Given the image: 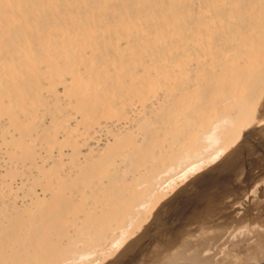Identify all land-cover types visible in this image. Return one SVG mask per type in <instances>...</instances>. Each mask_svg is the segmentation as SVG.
I'll use <instances>...</instances> for the list:
<instances>
[{"label":"bare ground","instance_id":"obj_1","mask_svg":"<svg viewBox=\"0 0 264 264\" xmlns=\"http://www.w3.org/2000/svg\"><path fill=\"white\" fill-rule=\"evenodd\" d=\"M46 81L53 97L62 87L76 128L45 104ZM263 101L264 0H0V107L13 160L37 169L41 191L0 200V264L115 258L189 174L264 124ZM28 106L44 116L29 123ZM112 119L131 129L83 152L77 136ZM250 231L240 249L201 258L186 232L146 263L264 264V229Z\"/></svg>","mask_w":264,"mask_h":264},{"label":"rangeland","instance_id":"obj_2","mask_svg":"<svg viewBox=\"0 0 264 264\" xmlns=\"http://www.w3.org/2000/svg\"><path fill=\"white\" fill-rule=\"evenodd\" d=\"M44 86L45 88L42 90L41 95L45 100V104L62 111V113L57 112V118L60 120L67 119L69 125L72 128H76L78 121L75 119L76 113H74L70 106V101L63 96L62 87L59 85L56 87L59 94L62 95V97L60 96L59 98H56L46 89V87L48 88L50 86L48 81L44 83ZM7 105L8 103L0 107V200H4L7 203L17 202L19 205H22L29 201V192L31 190H34L35 192L37 191L38 193L41 191L39 188H36L37 186H33L32 183L33 178H37V169L32 168L29 163L23 165L13 160L12 154L17 153V151L12 153L13 149L8 144L9 133L12 132V128L6 111ZM27 108L32 111L29 123L39 121V119L45 114L40 108H34V106H28ZM129 115H132V118H135L136 116L133 112L129 113ZM64 116L66 118H63ZM102 126L103 128L89 131L91 138L87 133H85V136H77L79 145L82 146L83 150L85 149L83 152L95 148V150H102L111 138V136L110 138L107 136V131L116 134H124L131 129L129 124L118 122L115 119L103 120ZM81 129L82 128L79 130ZM61 137L62 135H60V138ZM61 139H63V137ZM92 143L95 144L93 145ZM36 145L37 153L45 156V144L36 142ZM70 153L71 151L67 148L65 154ZM65 159L63 161L64 164H68L69 160ZM49 165L50 164H47V167L51 166ZM1 170L3 172H1ZM180 184L171 196H167L163 199V201L154 209L150 219L143 227V229H145L138 231L135 237L131 240V244L134 242L132 245H135L134 247L136 248L134 249L133 247L130 250L132 245L130 244L131 246L127 247L129 246V243H126L123 248L120 249L121 251H118V254H115L118 258L117 260L116 257H113L114 259L110 258L103 264H111V262H108L109 260H116L115 262L113 261L112 264H117L118 260L122 261L121 263L119 261V264H128V262H131L129 264H147V258H149L153 246L161 244L165 245L169 242L174 244L183 242L181 237L186 235V232L190 234L189 236H192L190 237V247L192 250H190L194 251L196 247L195 252H201L199 253L200 258L203 256L210 257L215 254L218 255L220 253L219 250L222 251L223 249H225L226 253L236 251L238 245L242 247V245L245 244L243 241L248 240V237H245V239L243 238L244 240H241V237H244L250 230L253 231L258 228L263 230L264 124L261 126H257L256 124L251 126L237 145L232 147L213 164L211 163L204 166L202 170L195 174H189L187 180ZM12 187H14V189ZM33 187L34 189H32ZM248 228L251 229L249 230ZM222 232H225L224 238H221V236H223ZM212 234L213 237L211 236ZM217 234L219 236L222 234L220 240H224L219 241V236ZM236 236L238 237L236 238ZM230 237L235 241V244L234 241L230 240ZM213 238L216 239L214 240L216 242H213ZM222 241L224 242L220 243ZM209 243L212 245L207 246ZM229 243L232 244L230 247L233 246V249H230L229 247L227 248ZM164 245H162V248L164 247L165 249L167 244ZM216 245L219 250L216 248ZM168 246L169 245H167V248ZM234 247L236 249H234ZM238 248L240 249V247ZM229 249L230 251H228ZM127 250L130 251L129 253L133 252L131 256H129L130 254H127ZM124 251L127 252L126 255H123L125 253ZM190 254L192 253L190 252ZM121 255L124 256V259L128 257L131 260L129 261L128 258L125 260L120 259L119 257H121Z\"/></svg>","mask_w":264,"mask_h":264}]
</instances>
